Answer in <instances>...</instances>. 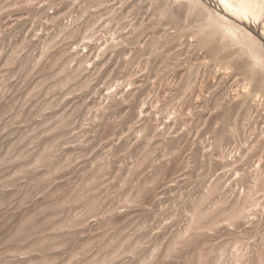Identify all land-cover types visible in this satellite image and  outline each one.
I'll return each instance as SVG.
<instances>
[{
    "label": "rangeland",
    "instance_id": "1",
    "mask_svg": "<svg viewBox=\"0 0 264 264\" xmlns=\"http://www.w3.org/2000/svg\"><path fill=\"white\" fill-rule=\"evenodd\" d=\"M0 264H264V0H0Z\"/></svg>",
    "mask_w": 264,
    "mask_h": 264
},
{
    "label": "bare ground",
    "instance_id": "2",
    "mask_svg": "<svg viewBox=\"0 0 264 264\" xmlns=\"http://www.w3.org/2000/svg\"><path fill=\"white\" fill-rule=\"evenodd\" d=\"M246 11V10H245Z\"/></svg>",
    "mask_w": 264,
    "mask_h": 264
}]
</instances>
